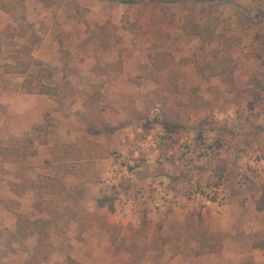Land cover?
I'll use <instances>...</instances> for the list:
<instances>
[{
  "label": "rangeland",
  "instance_id": "1",
  "mask_svg": "<svg viewBox=\"0 0 264 264\" xmlns=\"http://www.w3.org/2000/svg\"><path fill=\"white\" fill-rule=\"evenodd\" d=\"M123 1L0 0V264H264V0Z\"/></svg>",
  "mask_w": 264,
  "mask_h": 264
},
{
  "label": "trees",
  "instance_id": "2",
  "mask_svg": "<svg viewBox=\"0 0 264 264\" xmlns=\"http://www.w3.org/2000/svg\"><path fill=\"white\" fill-rule=\"evenodd\" d=\"M142 1H145V0H125L123 1V3L125 4H128V5H133V4H138ZM149 3H151V6L152 7H156L158 4H160V1L159 0H147ZM171 2V1H170ZM264 37V36H262ZM260 37L259 34H257L255 36V40H262L261 44H263L264 46V38ZM9 59L11 60V63L9 64H5L4 65V73L5 74H17V75H22V76H25V81L24 83H27L29 82V77L32 75L30 72H29V68L32 66H36L38 64H40L39 62L35 61V60H29L27 63L26 62H21V55H11L9 57ZM42 73V71H39V74ZM49 86L48 85H45L43 83L40 84V86L37 88V89H33V87H29V86H26L25 89L28 93H32V92H35L37 94H40V95H48L50 94L49 93ZM165 130L169 131L171 129H168L170 128L168 125H165L164 126ZM176 127H172V129H175ZM1 147V145H0ZM10 146H7L4 151H5V154L2 156V159L0 160V162L4 163V162H9V163H18V162H22L23 159H20V161H18V158L19 157H14V152L15 151H10ZM1 156V154H0ZM13 156V157H12ZM19 156V155H17Z\"/></svg>",
  "mask_w": 264,
  "mask_h": 264
}]
</instances>
